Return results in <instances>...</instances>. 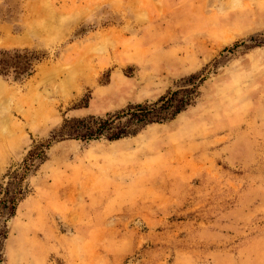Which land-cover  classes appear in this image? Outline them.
I'll return each instance as SVG.
<instances>
[{
    "label": "rangeland",
    "instance_id": "374dc122",
    "mask_svg": "<svg viewBox=\"0 0 264 264\" xmlns=\"http://www.w3.org/2000/svg\"><path fill=\"white\" fill-rule=\"evenodd\" d=\"M264 0H0V182L72 117L192 106L117 141H53L7 221L0 264H264ZM255 47H247L256 45Z\"/></svg>",
    "mask_w": 264,
    "mask_h": 264
},
{
    "label": "trees",
    "instance_id": "16d2710c",
    "mask_svg": "<svg viewBox=\"0 0 264 264\" xmlns=\"http://www.w3.org/2000/svg\"><path fill=\"white\" fill-rule=\"evenodd\" d=\"M261 42L264 43V40ZM43 58V55L38 52L0 49V75L13 74V80L20 82L34 73L35 66ZM204 80L205 78L198 72H193L188 77L183 78L185 84L181 87L161 95L149 104L136 103L130 105L125 111L112 117L87 116L64 119L48 139L34 142L28 149L19 168L8 170L0 182V256L9 232L6 223L15 216L19 203L25 199L27 194L28 189L25 180L46 161L47 151L53 141L62 140L64 137L81 141L100 138L117 141L125 137L135 136L144 127L153 123L171 121L192 106L199 94L198 88Z\"/></svg>",
    "mask_w": 264,
    "mask_h": 264
}]
</instances>
